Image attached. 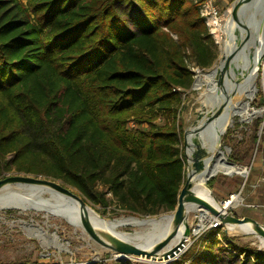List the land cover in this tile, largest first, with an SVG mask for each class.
Here are the masks:
<instances>
[{"label":"trees","instance_id":"1","mask_svg":"<svg viewBox=\"0 0 264 264\" xmlns=\"http://www.w3.org/2000/svg\"><path fill=\"white\" fill-rule=\"evenodd\" d=\"M200 3L0 0V178L59 180L98 212L112 203L115 215L174 209L181 134L198 116L177 117L192 100L182 94L197 91L192 67L208 71L219 55ZM256 140L264 158V120ZM168 264H264V251L217 226Z\"/></svg>","mask_w":264,"mask_h":264},{"label":"rangeland","instance_id":"2","mask_svg":"<svg viewBox=\"0 0 264 264\" xmlns=\"http://www.w3.org/2000/svg\"><path fill=\"white\" fill-rule=\"evenodd\" d=\"M260 1L262 2L264 0H247L244 6V12L246 13L247 10L250 9L251 14L253 15V10L257 8V2ZM231 2L232 0L214 1V4L218 10V23H223L227 11L231 10ZM245 16L246 15L244 14V17ZM251 17L245 23V32L247 34L252 33L254 36L253 43L250 44L251 48L249 50V53L253 56L256 53L258 55L256 61H253L252 58V60H249V63L247 65L243 66L244 77H242L240 74L239 82L242 83L245 77H247L252 71L254 72L255 93L253 97L249 99V105L251 107L260 108L264 106V42L258 43V40H256V38H258L259 34H261L264 41V13L262 15V22L259 23V25L255 28H251V26L249 25L252 20ZM220 26L222 27V24ZM217 27L218 24L214 28V32L211 33V35L219 48V55L216 62L210 69H212L219 62L221 56L223 35L221 31L218 32ZM217 33L219 34V37H217ZM245 41L246 39L244 41H241L240 37L236 39L237 44H243ZM245 55H247V52H244L243 55L241 53L239 56L243 57ZM194 67L195 68H192V70L194 71L193 83L197 81L199 75L207 73L209 71H201L198 67ZM233 78L234 80H237V77L235 75L233 76ZM192 88L197 90L196 93H191L187 90L185 94H182V98L192 99L188 102L187 110L180 111L177 114V117H180L181 119L183 118L186 121L190 119L194 114L195 116H197V114L203 112L204 110V106H202L203 96L201 93L205 90L206 85L202 84L200 87H195L194 85V87ZM239 95L240 94L235 93L233 95L232 101L238 102L237 99ZM15 100H17L16 97L14 98V101ZM242 101H239V103ZM261 116L263 119L258 125L257 129H255L252 125V119L257 116H254L250 120H248L251 121L250 128H247L248 121L241 122L237 120V115L231 116V118L234 120V123L227 128V130L219 140L216 137L218 144L217 147L221 148L224 147L225 143H227L226 135H230L232 137H235V135L241 136L237 142L234 141L232 143V146H225V150L223 151L228 161H233L235 164L244 165L245 167H247V173L245 175H241L236 173L225 174L223 172H217L213 176H211L215 177L212 186H206L210 189L209 191L211 192L212 197L215 201L226 200L230 198L232 194L237 193L238 199L232 200L231 204L226 209L239 218H253L259 224L264 225V158L262 157L261 152L257 150V140L255 143L251 141V136L255 132L257 135H260L262 123L264 120V114ZM240 125L244 129V133L245 130L248 129L247 136H245L244 133H238V127ZM185 139V131H183L181 134V147L183 148L184 152L187 151ZM188 143L189 141L187 139V144ZM232 154L235 155V157H237L238 159H235ZM57 181L60 182L59 180ZM65 186L75 190L70 185ZM89 203L95 209L102 210L98 204H94L92 202ZM249 204H254L256 205V207H250L248 206ZM173 206L167 211H161L154 215L146 217L140 216L139 218L158 217L159 215L170 213L171 211H173ZM112 208H115L116 210L121 212V210L115 207L112 203L107 206L103 212H100L101 215L106 219L128 217L127 214H113L111 211ZM68 223L74 224L79 234L83 238L90 240L83 233L75 219H69L55 214L47 213L43 209H37L34 207H29L21 210L13 206H0V264H76L79 262H91L104 259L109 260L107 261L108 264L110 260L120 259L121 255H119L118 253L100 250L76 237ZM198 223V217H196L195 214L189 212L187 223L188 231L187 235L183 237L186 239V245L190 243L191 237L193 236L192 227L197 225ZM204 226L205 224L201 226V228ZM221 229L225 230L229 235H236L228 225L222 224ZM120 230L125 232H133L134 227L131 225H125L121 227ZM54 234H56L57 237ZM236 236L238 241L248 243L252 246L256 245L254 247H256L257 250L264 251V247L261 246L260 242L252 240L250 241L248 238L243 237L240 234ZM55 239L59 242V246L54 244ZM122 260H137L140 262V264H168L173 259L165 261H152L147 259L124 258Z\"/></svg>","mask_w":264,"mask_h":264},{"label":"bare ground","instance_id":"3","mask_svg":"<svg viewBox=\"0 0 264 264\" xmlns=\"http://www.w3.org/2000/svg\"><path fill=\"white\" fill-rule=\"evenodd\" d=\"M262 2H257V8L253 10L252 20L249 23L251 28H255L262 22L264 1ZM221 24L222 27L220 26ZM217 29L218 32L221 31L223 35L220 63L215 65L210 72L199 75L197 81H195V87H200L202 84L206 85L205 90L201 93L203 96L202 103L204 104V110L201 112L200 118L205 121L201 128L200 139L194 127L189 128L185 133L186 141L187 139L189 141L187 144L189 152L188 163L190 166H193L194 172V181L190 190L186 192V195L200 197L213 205L216 204V201L212 197L209 191L210 189L205 184L208 175L217 172H223L225 174L236 173L241 175L247 173V167L244 165L235 164L227 160L223 150H225V146L230 144L225 143L224 147L218 148L217 138L219 140L220 136L225 133L227 128L234 123L231 116L237 115V120L242 122L248 121L254 116L262 117L261 115L264 114V106L255 108L249 105V99H251L255 93L254 72L252 71L245 77L242 83L239 82L241 67L247 65L252 58L253 61H256L258 54L256 53L253 56L247 51V55L243 57L239 56L245 44H237L236 39L240 37L241 41L246 39L248 44H252L254 40L253 34H247L246 32L243 36L240 34L230 10L227 11L223 23H218ZM217 37H219L218 33ZM256 40H258V43L264 42L261 34H259ZM234 75L237 77V80H234ZM244 89L248 93L247 98L240 103L232 101L233 95L235 93L241 94ZM190 143L199 144L198 148L196 150L190 149L188 146ZM237 196L238 195L232 194L233 200L238 199ZM0 206H13L21 210L34 207L43 209L47 213L75 219L83 233L91 241H96L98 239L97 224L94 215L90 213L88 209L78 205L70 198H65V203L62 204L52 197L51 191L44 184L19 185L0 190ZM177 208L178 201H176L173 211ZM198 210L199 207L195 203L188 202L185 206L182 218L170 230L164 241L156 248V252L164 253L180 244L183 237L187 235L189 212L199 216V223L192 227L193 232L203 226L211 216H215L218 219L222 218L220 214L213 215L209 210H203L202 213H199ZM165 221L166 216L151 218H134L128 216L117 219H106L102 216L101 230L105 236L117 243L139 245L150 239L160 230ZM238 224L256 236L264 238V225L259 224L255 219L246 218L239 221ZM125 225L133 226V232L120 230V228ZM224 225L228 224L225 223ZM54 244L57 246L60 245L56 239ZM260 244L264 247V243Z\"/></svg>","mask_w":264,"mask_h":264},{"label":"water","instance_id":"4","mask_svg":"<svg viewBox=\"0 0 264 264\" xmlns=\"http://www.w3.org/2000/svg\"><path fill=\"white\" fill-rule=\"evenodd\" d=\"M246 1L247 0H232L231 10H230L234 23L242 36L245 33V23L252 15L250 10H247L246 13L244 12V6L246 4ZM244 14L246 15L245 17H244ZM244 44L245 46L243 47L242 55L244 54V52L249 51L251 48L248 42L245 41ZM219 63H220V60L216 65H218ZM212 69H210L208 72H210ZM241 76L244 77L243 66L241 67ZM194 85L195 83L192 84V87H194ZM247 96H248V93L244 89L239 95L237 101L238 102L242 101L246 99ZM202 106H204V104H202ZM200 116H201V113L198 114L197 118L193 122V125L191 126L195 128L196 134L199 139H200V134H201V128L205 121L204 119L200 118ZM250 126H251V121H248L247 128H250ZM187 130H185V133ZM238 133L239 134L244 133V129L241 125L238 127ZM244 134L245 136H247L248 129L245 130ZM240 137L241 136H237V135H235V137L226 135L227 143H229L232 146V143L234 141L237 142ZM185 145H187L186 139H185ZM198 145L199 144L190 143L188 146L190 149L196 150L198 148ZM188 156H189V152L187 149V151L185 152V179L176 195V200H175V202L178 201V208L174 211H171L170 213L159 215L158 217L166 216L165 223L160 228V230H158L150 239L146 240L145 242L139 245H127L123 243H117L111 240L110 238H108L107 236H105L101 230L102 215L100 214V212H98L77 191L65 186L61 182H58L57 180H54L52 178L44 177V176H35L32 174H26V173L7 174L4 177L0 178V190L12 188V187L19 186V185L44 184L51 191L52 197L60 201L62 204L65 203V198H70L71 200L76 202L78 205L82 206L83 208L88 209L89 212L94 215L95 221L97 224L98 239L96 241H91V240H87L83 238L79 234L74 224L68 223L72 232L75 234V236L81 239L82 241H84L85 243L93 247H96L100 250H103L106 252L118 253L119 255H121L119 260H122L124 258H129V259H147V260H152V261H165V260L174 259L177 255H179L183 251V249H185L187 245L189 244V243L187 245L185 244V241H186L185 238L182 239V241L180 242L178 246L174 247L173 249H170L167 252L158 253L156 252V248L164 241V239L169 234L170 230L180 221L184 213L185 206L188 202L195 203L199 207V210H198L199 213H202L203 210H209L211 213H213V215L220 214L222 217L221 219H219L221 223L223 225L225 223L228 224L236 235L240 234L243 237L248 238L250 241L252 240V241H258L260 243H264V238L256 236L255 234L249 232L248 230H246L245 228H243L241 225L238 224L239 221L246 219L248 217L239 218L236 215L230 213L226 209L227 208L226 204L232 201V198H233L232 196L226 200L216 201V204L213 205V204L208 203L204 199H201L200 197L193 196V195L192 196L186 195V192L190 190V187L194 181L193 166H190V164L188 163ZM213 175L214 174L208 175L207 179ZM235 195H238V194L236 193ZM128 216H131L134 218L140 217L138 215H128ZM54 235L57 237L56 234Z\"/></svg>","mask_w":264,"mask_h":264},{"label":"built area","instance_id":"5","mask_svg":"<svg viewBox=\"0 0 264 264\" xmlns=\"http://www.w3.org/2000/svg\"><path fill=\"white\" fill-rule=\"evenodd\" d=\"M214 1L215 0H201V3H200V13L204 17L206 25L208 26V29H209L210 33L214 32V28L218 24V10H217V8H216V6L214 4ZM212 24H213V27H212ZM192 68H195V67L193 66ZM232 200H233V198H232ZM231 202L227 203L226 207H228L231 204ZM248 206L256 207V205H254V204H249ZM196 217H198V216H196ZM221 225H222V223H221V221L218 218H216L215 216H211L207 220V222L205 223L204 227H202V228L199 227L195 232H193V236L199 235L205 229L213 228V227H217V226H221ZM98 261H101L102 264H107V261H109V260L108 259H104V260H98ZM88 262L89 261H87V262H79V263H76V264H85V263H88Z\"/></svg>","mask_w":264,"mask_h":264}]
</instances>
